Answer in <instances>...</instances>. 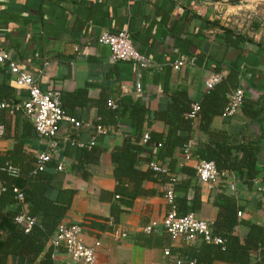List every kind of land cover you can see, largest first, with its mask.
Instances as JSON below:
<instances>
[{
  "label": "crops",
  "instance_id": "0c3cea01",
  "mask_svg": "<svg viewBox=\"0 0 264 264\" xmlns=\"http://www.w3.org/2000/svg\"><path fill=\"white\" fill-rule=\"evenodd\" d=\"M246 3L249 2L0 0V53L8 52L25 64L44 91L60 90L63 106L85 124L77 127L62 122L58 137L63 141L52 151V159L64 166L57 171L56 183L76 190L61 223L81 224V238L87 244L101 241L96 264H171L165 249L169 248L173 256L180 258L179 250L198 241L197 236L190 242L182 237L173 239L163 226L169 209L165 197L169 183L146 181L145 188L155 192L136 198L128 211L119 213L117 220L112 215V206L118 203L112 153L134 132L129 125L128 110L134 101L141 100L152 111H157L168 99L163 92L168 80L172 89L185 87L189 96L200 102L207 90L205 80L217 68H222L224 76L229 75L233 67L239 71L245 102L232 116L217 115L213 127L226 131L234 143L251 144L258 166L263 170L254 183L255 186L264 183V22H252L248 18L253 14L245 8ZM221 26L239 32L245 39L236 46L231 41L233 36ZM123 28L130 30L137 49L152 58L150 66L142 68L136 61H113L109 47L99 42L103 32H118ZM181 56L194 65L175 70L171 64ZM139 72L143 74L140 90L136 88ZM12 77L9 67L3 65L0 86L5 91L12 89L15 100L22 102L28 98V92L16 88ZM109 100L116 102L122 114L117 124L104 125L98 121L100 111L108 108ZM26 118L22 110L12 117L9 132L5 128L0 138V153L12 148L13 136L21 134ZM197 124L198 119L195 127ZM97 125L104 126L106 132L97 134ZM149 130L164 133L166 124L154 120L151 125L146 123L145 132ZM94 135L95 144L87 147L91 154L88 158L81 157L79 162L78 150L82 147L72 141L88 145ZM32 138L33 143L25 144L27 150L36 154L50 150L35 128ZM205 141V135L196 131L193 154L197 144ZM174 156L183 163L182 148H177ZM197 159L184 164L195 168ZM78 162L80 171L75 168ZM225 172L213 186L199 182L196 175H179V180L191 176L197 184L202 206L196 215L214 222L219 212L215 196L226 188L229 194H238L241 198L244 210L242 216L238 215L240 218L264 223V201L256 187L248 189L236 173ZM2 187L0 181V192ZM190 194L193 195L194 190H190ZM149 225L154 226L150 233L145 230ZM242 230L246 231L247 227L242 226ZM123 233L126 235L122 236ZM53 259L55 264H76L63 247L56 255L53 250ZM37 262L10 254L4 264Z\"/></svg>",
  "mask_w": 264,
  "mask_h": 264
},
{
  "label": "trees",
  "instance_id": "16d2710c",
  "mask_svg": "<svg viewBox=\"0 0 264 264\" xmlns=\"http://www.w3.org/2000/svg\"><path fill=\"white\" fill-rule=\"evenodd\" d=\"M254 27L256 29L258 25ZM222 29L233 36L234 40L231 41L236 46L245 39L227 26ZM4 65L8 66L7 62ZM216 72H222V68H217ZM238 72L233 67L229 75L206 90L200 102H195L185 87L172 89L168 80L163 87L168 99L157 111H152L141 100L132 103L128 117L134 132L112 153L118 197V203L112 206V215L116 220L120 212L132 207L136 198L155 192L145 188L146 181L174 184V203L180 216L200 211L202 198L196 182L191 179L192 175H197L196 169L180 164L174 156L177 148L184 149L190 141H194L196 131L206 138L204 143L197 144L194 152L196 158L213 161L220 171L236 173L248 189L256 187L254 181L263 170L258 166L251 144L234 143L226 131L213 127L214 118L224 114L231 92L240 86ZM4 100L20 103L15 100L12 89L5 91L0 86V101ZM194 103L199 105L196 118L191 116ZM107 106V109L100 111L98 123L117 124L122 109L108 102ZM63 108L67 114H71L66 105ZM16 115H19V111ZM12 117L9 110L0 111V123L6 126L7 132ZM196 119L198 124L195 127ZM154 120L164 121L166 131L158 133L149 130V138L144 141L145 125H151ZM21 128V134L13 136L12 148L0 153V181L3 184L0 192V264H4L10 254L26 256L38 261L37 264H55L50 238L70 208L76 190L56 183L58 164L55 159L51 158L43 170L36 169L38 154L25 148L26 143H33V120L24 119ZM7 132L6 137H9ZM57 139L61 145L63 140ZM80 147L79 162L81 157L88 158L91 154L87 146ZM79 162L75 166L78 171L81 170ZM152 162L165 164L167 171L154 169ZM11 167L17 170L15 174L9 170ZM183 173L191 175L190 178L179 180V175ZM16 189L23 194L22 199ZM190 190H194L193 195ZM214 203L218 205L219 212L211 226V234L212 237L222 238L223 243L209 242L198 235L195 244L179 250L181 262L175 264H264V223L240 218L238 212L244 210L241 198L238 194H229L226 188L216 194ZM21 214L35 219L29 231L25 230V223L16 219ZM242 226H246L247 230L243 231Z\"/></svg>",
  "mask_w": 264,
  "mask_h": 264
},
{
  "label": "built area",
  "instance_id": "2783aa9c",
  "mask_svg": "<svg viewBox=\"0 0 264 264\" xmlns=\"http://www.w3.org/2000/svg\"><path fill=\"white\" fill-rule=\"evenodd\" d=\"M251 19V16H248ZM99 42L109 47L111 53V59L113 61H136L140 67L145 68L153 63L152 58L142 53L137 49L134 43L133 36L129 29L123 28L118 32H103L99 36ZM8 64L9 70L13 75V85L16 88H24L28 92V98L20 103H10L8 101H0V111L3 109L9 110V113L14 117L18 111H23L28 118H31L34 122V128L36 132L42 137L48 144L49 149L38 154L36 169L43 170L45 164L52 158V151L59 147V141L57 139L60 126L62 122H69L77 127L84 126V122L78 120L76 117L69 115L65 112L62 104V94L60 90L50 89L44 91L39 80L34 77L27 69L26 65L15 60L8 52L0 53V68L4 63ZM48 64L47 62L45 65ZM172 67L175 70H179L186 65H194V62L190 61L185 56H181L172 62ZM143 74L139 72L138 79L136 81V88L138 90L142 87ZM224 74L222 72H215L211 74L205 80V86L207 89L212 88L218 83ZM245 101V91L242 86L235 88L231 94L229 102L225 108L224 116H232L237 113ZM109 105L117 106L115 101L109 100ZM193 112L191 116L196 118V112L199 110L198 103L193 104ZM104 126L97 125L96 133H105ZM5 134V127L0 124V138ZM149 138V132L146 131L143 135V140L146 141ZM96 136L94 135L90 144L84 145L82 142L72 141L73 144L79 146H87L91 148L95 144ZM160 146V144L158 145ZM193 141H190L183 149L182 164L186 161L194 159L193 154ZM157 151V148L155 149ZM151 165L158 171H167V166L158 162H152ZM63 164H58V169H63ZM196 178L201 183L209 185H215L225 175V171H220L213 161L197 159L195 165ZM13 174L17 170L13 167L9 169ZM3 188V187H2ZM16 191L19 192L18 189ZM261 199L264 201V183H260L256 186ZM19 198H23V194L19 192ZM165 197L169 203V209L163 218V226L173 239L179 237L184 238L187 242L193 241L196 236L202 235L205 240L215 243H223V239L220 237H212L211 226L213 221L206 220L198 217L194 213H189L184 216H180L177 212L176 205L174 203L175 190L174 184L169 183V187L166 191ZM239 216H242V211L238 212ZM18 222L25 223V230L29 231L33 221L26 214L17 216ZM55 233L50 238V245L53 247L54 255L58 254L63 247L65 253L76 264H96L98 258V248L101 246V241L97 240L95 244H87L81 238L83 227L79 223H60ZM154 226L149 225L145 227L146 232L153 231ZM125 236L126 234H121ZM166 256L170 257V263H180L181 259L177 256H173L169 248L164 250Z\"/></svg>",
  "mask_w": 264,
  "mask_h": 264
},
{
  "label": "rangeland",
  "instance_id": "374dc122",
  "mask_svg": "<svg viewBox=\"0 0 264 264\" xmlns=\"http://www.w3.org/2000/svg\"><path fill=\"white\" fill-rule=\"evenodd\" d=\"M246 4H248V6H246L245 8H249L247 10L253 14L251 21L264 22V2H261V0H256L255 2H249Z\"/></svg>",
  "mask_w": 264,
  "mask_h": 264
},
{
  "label": "water",
  "instance_id": "95a60500",
  "mask_svg": "<svg viewBox=\"0 0 264 264\" xmlns=\"http://www.w3.org/2000/svg\"><path fill=\"white\" fill-rule=\"evenodd\" d=\"M211 1H217V2H224V3H235V2H255L256 0H211ZM261 2H264V0H261Z\"/></svg>",
  "mask_w": 264,
  "mask_h": 264
}]
</instances>
